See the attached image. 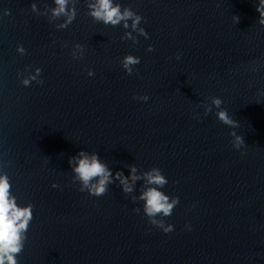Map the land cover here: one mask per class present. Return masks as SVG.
Masks as SVG:
<instances>
[{
    "label": "water",
    "instance_id": "obj_1",
    "mask_svg": "<svg viewBox=\"0 0 264 264\" xmlns=\"http://www.w3.org/2000/svg\"><path fill=\"white\" fill-rule=\"evenodd\" d=\"M94 3L69 0L75 19L62 28L55 0H0V174L18 206L33 205L18 264H264L258 0H113L141 15L136 29L94 19ZM129 54L140 57L131 74ZM38 67L43 83L24 86ZM81 149L129 183L135 166L133 191L114 176L103 196L79 191L68 160ZM153 167L168 180L160 190L179 197L155 217L173 225L168 233L140 199L155 186L144 176Z\"/></svg>",
    "mask_w": 264,
    "mask_h": 264
},
{
    "label": "clouds",
    "instance_id": "obj_2",
    "mask_svg": "<svg viewBox=\"0 0 264 264\" xmlns=\"http://www.w3.org/2000/svg\"><path fill=\"white\" fill-rule=\"evenodd\" d=\"M68 3L69 0H55L57 7L52 10L54 16L64 15L66 17L65 23L59 26L62 28L67 27L75 19L76 10L74 7L69 9ZM33 7L35 6L33 5ZM89 8V14L106 25L116 26L123 21L124 27L127 28L128 21L131 20V27L136 29L142 19L141 15L134 13L129 8L121 10V6L114 4L113 0H95V3L90 4ZM256 11L259 13L258 23L264 25V0H258ZM233 19L239 23L240 17L234 15ZM138 31L141 35L147 37L148 34L144 28H140ZM127 36L130 37L131 34L128 33ZM76 48H81V45L77 44ZM148 50H153L151 45L148 46ZM18 51L23 54L25 50L23 47L18 46ZM179 58L180 54L178 53L177 59ZM139 63L140 57L131 54L125 55L122 61L124 69L129 74L133 73L132 66ZM41 72V68H36L35 74L30 73L29 76L21 80V83L24 86H29L32 81L42 84ZM93 74V70L89 69L88 75L92 76ZM135 98L145 101L149 99L147 95ZM212 104L219 107L222 104V100L219 97H213ZM209 112H211V108H206L205 114ZM216 115L223 124L230 127H238V121L232 119L228 115L227 110H220ZM194 118L199 119L197 116H194ZM230 135L234 136V141L232 142L234 148L240 149L245 145V140L241 135H236L234 132L230 133ZM74 161L75 163H73ZM68 163L75 174V179L80 182L79 191H86L96 197L103 196L108 192V185L112 182L113 176L119 181L125 194L131 193L133 191V183L140 179L136 175L135 166L130 168V176L133 183H129V178L121 170H116L113 174L107 164L101 161L98 153L88 154L83 149L77 155L69 157ZM144 176L149 184L155 185L147 188L140 196V199L144 201V212L149 217V222L162 229L165 233L173 231L172 224H165L163 220H157L155 217L158 214H162L165 217L170 216L179 202V197L174 196L170 199L168 195H165L160 190L168 183L160 168L153 167L149 172L144 173ZM10 187L7 173L0 174V264H18L17 256L23 250L28 227L33 219V205L29 203L23 207L18 206L16 198L10 195ZM52 187L56 188L59 185L54 182ZM134 211L138 213L139 209H134Z\"/></svg>",
    "mask_w": 264,
    "mask_h": 264
}]
</instances>
